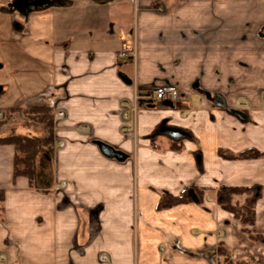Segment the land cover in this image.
I'll list each match as a JSON object with an SVG mask.
<instances>
[{
  "label": "crops",
  "instance_id": "0c3cea01",
  "mask_svg": "<svg viewBox=\"0 0 264 264\" xmlns=\"http://www.w3.org/2000/svg\"><path fill=\"white\" fill-rule=\"evenodd\" d=\"M168 84L176 102L145 98ZM33 106L54 109V148L31 187L0 145V264H264V0H0V137L44 135ZM255 185L253 236L217 190ZM186 187L203 200L158 209Z\"/></svg>",
  "mask_w": 264,
  "mask_h": 264
},
{
  "label": "trees",
  "instance_id": "16d2710c",
  "mask_svg": "<svg viewBox=\"0 0 264 264\" xmlns=\"http://www.w3.org/2000/svg\"><path fill=\"white\" fill-rule=\"evenodd\" d=\"M22 108L18 107L12 109L13 111H20ZM27 117L35 124L40 126L44 135H10L0 137V145L9 144L15 148L14 158V177L24 176L28 178L31 187L36 184V159L39 153L46 149L49 152L54 148V109L50 106H33L23 110ZM5 121H0V129L3 127ZM178 148L177 145H174ZM221 155L226 158H253L262 155L261 152L255 149H247L238 155L222 151ZM194 191L200 201L203 200L204 188H184L179 194L164 193L161 195L158 202V209L163 210L172 206L188 203L193 201L191 191ZM245 193L247 198L244 202L239 203L234 201V197ZM261 195V188L258 185L252 187L240 186H221L217 190V202L226 211L231 212L243 225L245 231L255 236L253 226L255 224V205ZM4 201V190H0V220L4 219V209L2 202ZM264 241V238H263Z\"/></svg>",
  "mask_w": 264,
  "mask_h": 264
},
{
  "label": "water",
  "instance_id": "95a60500",
  "mask_svg": "<svg viewBox=\"0 0 264 264\" xmlns=\"http://www.w3.org/2000/svg\"><path fill=\"white\" fill-rule=\"evenodd\" d=\"M45 1H47V0H45ZM15 5L19 10H21V8H20V6H18V4H15ZM122 78H123V80H125L128 83L131 82V80L128 79V77L124 74L122 75ZM214 102L217 106L222 107V108H226L229 112L235 114L240 119H242V120L245 119V115L242 111L234 110V109H231L228 107V104H227L225 98L221 94L215 95ZM160 133L165 134L174 140H179L182 138H188L190 136L188 132H186L185 130H183L181 128L173 127V126H166V125H163L160 128ZM97 145L99 146L101 152L108 158H115L118 161H125L127 158L126 153H124L121 150H117L114 147H112L106 143L98 141ZM191 195L195 200L197 199V197L193 193V191H191Z\"/></svg>",
  "mask_w": 264,
  "mask_h": 264
},
{
  "label": "built area",
  "instance_id": "2783aa9c",
  "mask_svg": "<svg viewBox=\"0 0 264 264\" xmlns=\"http://www.w3.org/2000/svg\"><path fill=\"white\" fill-rule=\"evenodd\" d=\"M134 49L129 43L123 45L122 50L118 53V57L123 60H128L133 55ZM145 98L151 101H170L176 102L178 100V89L174 85H163L154 88Z\"/></svg>",
  "mask_w": 264,
  "mask_h": 264
},
{
  "label": "rangeland",
  "instance_id": "374dc122",
  "mask_svg": "<svg viewBox=\"0 0 264 264\" xmlns=\"http://www.w3.org/2000/svg\"><path fill=\"white\" fill-rule=\"evenodd\" d=\"M158 5H159V4L154 3L152 6H153V7H157ZM109 11H110L109 13H110V15H111V13H113V12L111 11V7L109 8ZM118 34H119V32H118ZM129 44H130V43H129ZM130 45H131V44H130ZM154 88H155V87H152V88H149V89H145V90H144V92H145L144 94H148V93H149L150 91H152ZM245 195H246V194L243 193V194H239V195L235 196V197H234V201L239 202V203L244 202V201H241V202H240V200L237 201V200H236V197H240V198L242 199V198L245 197ZM246 198H247V197H246ZM0 205H1V202H0ZM227 264H234V262L230 261V262H228Z\"/></svg>",
  "mask_w": 264,
  "mask_h": 264
}]
</instances>
